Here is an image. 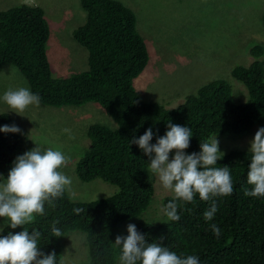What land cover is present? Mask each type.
<instances>
[{
	"label": "trees",
	"instance_id": "1",
	"mask_svg": "<svg viewBox=\"0 0 264 264\" xmlns=\"http://www.w3.org/2000/svg\"><path fill=\"white\" fill-rule=\"evenodd\" d=\"M79 4L85 22L72 31V37L87 51L86 71L53 76L46 51L50 28L45 12L24 4L0 11V67L17 68L30 90L41 97V106L79 107L93 102L104 110L114 126L94 123L87 128L88 146L74 164L75 175L84 183L101 180L115 186L116 192L80 201L66 189L53 205L45 203L44 215H36L24 228L41 231L38 246L45 254L54 251L57 264H61L66 235L73 231L84 235L87 256L79 264H119L121 247L114 243L117 235H128L127 223L135 224L148 243L163 238L170 251L197 255L200 264H264V198L244 195V189L251 187L248 151L231 150L215 165L229 167L234 190L227 197L214 198L218 211L212 220L204 219L211 201H201L197 194L194 202L177 201L179 221H168L164 214L150 221L143 219L154 194L152 176L146 171L148 157L131 143L151 127L150 143L155 144L171 122L191 129L190 147L185 150L191 154L210 138L264 127V46L253 44L249 61L232 66L230 77L239 90L234 91L227 79H213L175 108L166 109L144 99L133 86L150 57L135 13L119 0H79ZM261 24L264 29V13ZM4 125H13L12 117L0 113V127ZM34 147L24 134L0 132V174L6 178L15 158ZM171 200L172 196L164 197L162 206ZM77 208L83 211L77 214ZM212 224L221 229L219 238ZM53 226L61 230V237L52 236ZM22 230L5 229L0 235Z\"/></svg>",
	"mask_w": 264,
	"mask_h": 264
},
{
	"label": "rangeland",
	"instance_id": "2",
	"mask_svg": "<svg viewBox=\"0 0 264 264\" xmlns=\"http://www.w3.org/2000/svg\"><path fill=\"white\" fill-rule=\"evenodd\" d=\"M119 1L135 13L137 30L150 52L147 66L133 86L144 99L156 101L166 109L175 108L187 95L213 79H227L230 84L233 82L234 91L239 90V84L230 77L232 66L249 61L248 50L253 44L264 46L261 24L264 0ZM23 4L39 6L45 12L50 28L46 51L53 76L65 78L86 71L87 51L72 37V31L85 22L79 0H0V11ZM19 87L28 84L17 68L1 66L0 97L8 89ZM70 106L32 105L21 116L0 100V113L10 114L13 125L33 144L45 150H59L69 158L61 171L71 178L67 191L72 199L92 201L112 195L116 192L113 185L101 180L84 183L77 179L74 164L87 149V128L94 123L111 128L114 124L96 103ZM65 128L70 129L72 138L62 131ZM257 130L255 126L243 134L218 136L219 150L223 154L231 150L248 151ZM174 154L175 150L170 153V159ZM152 179L154 194L143 216L150 221L163 217L162 199L172 196L159 187L153 176ZM86 256L83 233H68L61 264H79Z\"/></svg>",
	"mask_w": 264,
	"mask_h": 264
},
{
	"label": "clouds",
	"instance_id": "3",
	"mask_svg": "<svg viewBox=\"0 0 264 264\" xmlns=\"http://www.w3.org/2000/svg\"><path fill=\"white\" fill-rule=\"evenodd\" d=\"M0 100L12 112L21 115L29 106H39L41 97L28 87H19L5 91ZM167 129L165 135L157 137L155 144L150 143L154 135L151 127L131 141L148 157L146 171L158 181L162 190L172 194L171 202L163 207L162 212L168 221H179L177 201L191 203L198 194L201 201H211L204 212V219L210 221L218 211L214 198L227 197L234 190L229 167H215L223 156L217 136L200 142L198 153L187 154L185 150L190 147L193 136L191 129L171 122ZM62 131L72 138L70 129ZM0 132L20 133L21 129L16 125H4ZM173 150L175 154L170 159ZM249 153L247 184L251 187L244 189V195L264 198V127H260L250 141ZM68 159L59 150L48 148L42 151L36 144L15 158L6 178L0 174V218H3L0 233L5 229H23L0 235V264H57L54 251L45 254L38 246L41 231L32 229L30 232L24 225L34 222L36 215L45 214V203L53 205L66 189L70 190L71 178L61 171ZM74 211L79 214L83 209ZM211 228L219 238L221 229L216 224ZM52 233L55 237L62 236L61 230L55 226ZM127 233L126 237L117 235L115 238L114 244L121 247L119 264H200L197 255L183 256L170 251L163 246V238L148 243L135 224L127 225Z\"/></svg>",
	"mask_w": 264,
	"mask_h": 264
}]
</instances>
